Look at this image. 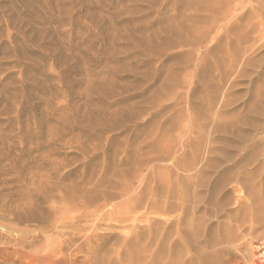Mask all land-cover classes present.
I'll return each mask as SVG.
<instances>
[{
    "label": "rangeland",
    "instance_id": "rangeland-1",
    "mask_svg": "<svg viewBox=\"0 0 264 264\" xmlns=\"http://www.w3.org/2000/svg\"><path fill=\"white\" fill-rule=\"evenodd\" d=\"M215 1L224 16L229 0H0V264H44L65 237L66 264H205L206 235L180 209L195 158L255 149L264 210V105H250L264 104V41L221 20L216 41ZM235 113L241 152L214 131ZM61 204L74 217L59 238Z\"/></svg>",
    "mask_w": 264,
    "mask_h": 264
},
{
    "label": "bare ground",
    "instance_id": "bare-ground-1",
    "mask_svg": "<svg viewBox=\"0 0 264 264\" xmlns=\"http://www.w3.org/2000/svg\"><path fill=\"white\" fill-rule=\"evenodd\" d=\"M226 4H227L228 10L224 9L227 13L224 12V16L222 15V17H220V13H219V8H220L219 2L215 1L214 2V9H211V10H214V12H212V11L211 12L214 13V15H213L214 20H213V18H212V20L214 21V34H215V40L216 41H218L219 31L221 30V29L219 30V25L221 24V23L219 24L220 20L225 22V24H226V25L224 24L225 28L223 27L225 32L226 31L229 32L230 33L229 35L235 34L236 36H238V38H235V40L236 39H240L241 41L245 40L246 32H248L247 30H249V29H247V27L250 26L252 28L250 30H253L252 33L256 32L257 37H259V40H260V38H262L264 41V38H263V36H264V0H229ZM221 10H223V9H221ZM224 25H222V26H224ZM220 33H222V32H220ZM252 33H250V34L252 35ZM247 34L250 36L249 32ZM248 35H247V39L249 37ZM231 37H233V35ZM221 40H219V41H221ZM250 40H251V38H250ZM250 40L248 39L247 42L248 41L250 42ZM241 41H237V42H241ZM248 43H247V45H248ZM262 43H264V42H262ZM229 45H230V43H229ZM238 45L240 46V44H238ZM251 45L253 46L252 43H251ZM239 46H238V48H240ZM217 47H220L219 44ZM235 47H232V48H235ZM243 48L241 47L240 50L242 49L246 55L248 49L246 51V49L245 48L243 49ZM220 50H218V51H220ZM226 50H228V48ZM230 50H231V47H230ZM218 51L216 50V53ZM236 51H238V50H236ZM228 52H229V50H228ZM234 53H235V50H234ZM241 53H242L243 58H244L245 55L243 54L242 51H241ZM215 54H213V55H215ZM218 54L221 55L220 52H218ZM218 54H216L217 60H219ZM232 54H233V52H232ZM222 55H223V53H222ZM229 55H230V53H229ZM233 55L236 57V53ZM240 56H241V54H240ZM248 56H249V54L247 53L246 57H248ZM239 58H242V57H239ZM220 59H222V58H220ZM223 60H225V59H223ZM230 60L228 61L229 64H227V65H230V62H231ZM239 60L237 59V61H236V59H235L236 62H239ZM214 63H215V61H214ZM219 63L220 62H218V64ZM220 64L222 65L224 63H222V61H221ZM232 65H230V66H232ZM235 65H234V67H235ZM222 67L225 68L226 65H225V67L224 66H222ZM217 69H218V67H217ZM220 72H223V71L221 70ZM228 72H230V71L228 70ZM216 73H218V72H215V74ZM229 74H231V73H229ZM229 74H226L225 76L227 77V75L229 76ZM222 76H223V74H222ZM225 76H223V79L224 78L226 79ZM217 79H218V77H217ZM226 80H228V78ZM221 82L224 83L225 81H221ZM217 83H218V81H217ZM217 83H216V85H217ZM218 86H220V85H218ZM220 88H223V87H220ZM220 88H217V90H216V88H214L216 90L217 94H219ZM213 96H215V95L213 94ZM250 105H251L252 113L255 112L257 114V116L259 117L261 115L260 114L261 110L259 109V106L264 105L263 101L261 99H258V98L255 99L254 98V100L251 99ZM243 119L244 118L242 116H239L238 113L237 114L235 113L233 117H231L230 119L224 120V122H222V123L216 124L215 128H214L215 129L214 131L216 133H218V135L229 134L231 136V142H229L230 140H226V143H227V145L229 144V146L232 150L234 149L233 147H235V145H233V144L238 142V144L236 146L237 150L236 149H234V150L240 151V152L244 150V143H246L248 141L247 137H245V135L247 136V134H244V131H242L243 127L242 126L240 127V125L237 124V123L241 124ZM204 120H205V116L202 112H200L198 114V122H200L199 137H200L201 141H203V139H204V137L202 136L203 128H204V126H202V124H204L203 123ZM250 120H248L249 121L248 123L251 124L252 120L251 121ZM248 123L246 122L245 124H248ZM243 130H245V128ZM250 150H252V147ZM252 151L255 152V149ZM252 151L249 152L252 154H247V152L245 151L246 155L243 153H241V155H239V153H240L239 152L238 158L236 155H234V156L229 155L228 158H226L227 156L225 158H208V161L205 164L202 163L203 158H195L196 159L195 164L198 166V168L193 173V175L190 176V178H192V181L194 180L195 189L192 190V192L190 191L191 192L190 193V192H188L189 189L186 187L188 190H185V192L183 191L184 194L182 195V197L180 196V198H181V201H180L181 208L180 209L182 210V212L185 215H187L189 210L190 211L192 210L193 214H194V219L196 220V228L198 229L197 232L198 231H199L198 233L203 232L206 235L205 236L207 238L205 241L207 244L206 247H208L209 248L208 251L209 250L210 251H209L208 256L206 255L207 257H205L206 261L204 260L205 258L202 259V261L203 260L205 261V264H259L260 262H263V260H264V251H263L264 246H262L263 241H264V224H263L264 210H262L259 207V203H258L259 197L257 198L258 195L256 196L257 192L255 191V189H256L255 183L257 181L254 182V180L257 178V176H259L261 159H259V157L254 158L257 154L254 156ZM219 153H220V151H219ZM221 156L223 157L222 154H221ZM254 163H256L255 164L256 167L252 171L249 170V168L248 169L245 168V166H248V165L251 166ZM212 168L217 171L215 176L208 175V171ZM247 170H249V171H247ZM231 204H234V206H232ZM75 209H76L75 211H78L80 213V216H81V210H80L81 208L77 207ZM97 210H99V209H96L95 212ZM57 211H58V215L56 216L52 230H54L53 232L54 233L56 232L57 235L59 236L60 231L58 230V228L60 226H63V227L68 226V224L70 222L69 221L70 216H71V219H72V217H74V215H71L74 213V211L67 209L66 207H64L63 204L60 205V208H57ZM93 211L88 212L86 209V211L83 210V213L85 214V216H88V215L91 216ZM191 213H189V214H191ZM93 215H95V214H93ZM75 216H77V215H75ZM188 216H190V215H188ZM98 218L101 219L100 217H98ZM74 219L75 218H73V220ZM96 219H97V217H96ZM102 219H103V217H102ZM86 220H88V219H86ZM75 223H73V224H75ZM70 224H71V222H70ZM76 230H73V231H76ZM81 231L79 230L78 232L80 233ZM85 234H86V232H85ZM197 234H196V236H197ZM94 235L95 236L97 235V231H95V232L93 231V233L90 235V238ZM58 236H56V237L58 238ZM75 236H76V233H75ZM56 237H54V238L56 239ZM79 237L80 236H78V238ZM59 238H60V236H59ZM74 242L69 237H65L62 241H56L53 248L51 250H47L50 254H47L43 258H41V261L44 264H51V262H52V264H66V260L63 261L64 259H62V258H64V256H63V251L65 250L64 248H66V247L69 248L71 246V243H73V245L75 244ZM202 246H204V243ZM82 247H83V245H82ZM37 248H39V247H37ZM77 249H79V248H77ZM80 249H82V248H80ZM203 252H205V251H203ZM205 254H207V253H205ZM50 255H51V258H50Z\"/></svg>",
    "mask_w": 264,
    "mask_h": 264
}]
</instances>
